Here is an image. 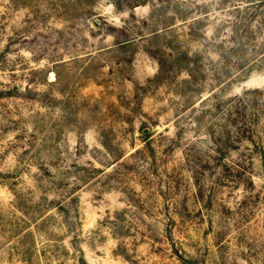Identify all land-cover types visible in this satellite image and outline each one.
Returning <instances> with one entry per match:
<instances>
[{
    "label": "rangeland",
    "instance_id": "1",
    "mask_svg": "<svg viewBox=\"0 0 264 264\" xmlns=\"http://www.w3.org/2000/svg\"><path fill=\"white\" fill-rule=\"evenodd\" d=\"M142 1L0 0V264H264V2Z\"/></svg>",
    "mask_w": 264,
    "mask_h": 264
},
{
    "label": "trees",
    "instance_id": "2",
    "mask_svg": "<svg viewBox=\"0 0 264 264\" xmlns=\"http://www.w3.org/2000/svg\"><path fill=\"white\" fill-rule=\"evenodd\" d=\"M157 1V4H164L165 2L164 1H161V0H156ZM166 2H167V4H169V3H171V0H165ZM257 3H260V5H262V3L264 2V0H259V1H256ZM150 3V1L149 0H147V1H142L140 4H149ZM149 5H151V6H153V3H150ZM168 7H170L169 5H168ZM173 18V17H172ZM193 35V34H192ZM218 54V53H217ZM218 55H220V54H218ZM247 132V130L246 129H243L242 130V133H246Z\"/></svg>",
    "mask_w": 264,
    "mask_h": 264
}]
</instances>
